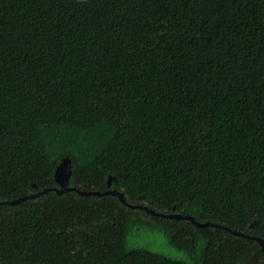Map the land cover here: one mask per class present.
Returning a JSON list of instances; mask_svg holds the SVG:
<instances>
[{
	"label": "trees",
	"instance_id": "16d2710c",
	"mask_svg": "<svg viewBox=\"0 0 264 264\" xmlns=\"http://www.w3.org/2000/svg\"><path fill=\"white\" fill-rule=\"evenodd\" d=\"M109 191L133 207L79 193ZM259 238L264 0H0V264H264Z\"/></svg>",
	"mask_w": 264,
	"mask_h": 264
},
{
	"label": "water",
	"instance_id": "95a60500",
	"mask_svg": "<svg viewBox=\"0 0 264 264\" xmlns=\"http://www.w3.org/2000/svg\"><path fill=\"white\" fill-rule=\"evenodd\" d=\"M56 181L57 183L60 185L61 189L59 190V193L60 194H64L66 192H70V191H76L75 189L73 188H70V180H71V177H72V165H71V160L70 159H65L64 162L61 164V166L58 167L57 169V172H56ZM111 182V180H110ZM109 182V188H111V183ZM78 192V191H77ZM81 195H84V196H91V195H94V196H115V197H118L125 205L129 206V207H133L131 205H128V203L126 202L124 196L117 192V191H109L105 194H99V193H89V192H79ZM35 196H28V197H25V198H22V199H19V200H16V201H11V202H8L6 204L8 205H17L19 204L21 201L23 200H27L29 198H34ZM137 208H140L142 210H144L145 212H147L148 214L152 215V216H159V217H163V218H168V219H174V220H178V221H189L193 224H195L197 227L199 226H205V225H214L213 223L211 222H208V223H200V222H196L194 220V218L190 217V216H183L182 214H179V213H176V214H161V213H157L155 212L154 210L148 208V207H143V206H137ZM217 226H220V225H217ZM260 242L262 243L263 245V248H264V241H262L260 238H259Z\"/></svg>",
	"mask_w": 264,
	"mask_h": 264
},
{
	"label": "rangeland",
	"instance_id": "374dc122",
	"mask_svg": "<svg viewBox=\"0 0 264 264\" xmlns=\"http://www.w3.org/2000/svg\"><path fill=\"white\" fill-rule=\"evenodd\" d=\"M145 242L151 245V247L154 249H158V250L166 249L162 242V238H160L158 234L149 235V237L145 240Z\"/></svg>",
	"mask_w": 264,
	"mask_h": 264
}]
</instances>
